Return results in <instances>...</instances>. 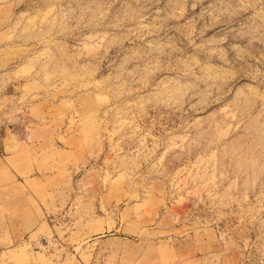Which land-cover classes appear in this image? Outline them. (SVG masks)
<instances>
[{
    "label": "rangeland",
    "instance_id": "rangeland-1",
    "mask_svg": "<svg viewBox=\"0 0 264 264\" xmlns=\"http://www.w3.org/2000/svg\"><path fill=\"white\" fill-rule=\"evenodd\" d=\"M2 139L0 264H264V0H0Z\"/></svg>",
    "mask_w": 264,
    "mask_h": 264
},
{
    "label": "crops",
    "instance_id": "crops-1",
    "mask_svg": "<svg viewBox=\"0 0 264 264\" xmlns=\"http://www.w3.org/2000/svg\"><path fill=\"white\" fill-rule=\"evenodd\" d=\"M18 144L21 147V141L17 139ZM5 145V140L2 139L0 140V147H4ZM3 174H6V165H5V160L2 158V152H0V177L3 176Z\"/></svg>",
    "mask_w": 264,
    "mask_h": 264
}]
</instances>
